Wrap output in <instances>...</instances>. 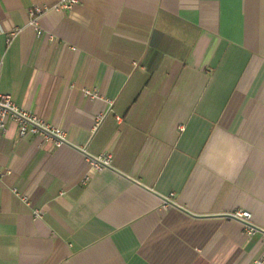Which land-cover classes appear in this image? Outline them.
<instances>
[{
  "label": "crops",
  "instance_id": "crops-1",
  "mask_svg": "<svg viewBox=\"0 0 264 264\" xmlns=\"http://www.w3.org/2000/svg\"><path fill=\"white\" fill-rule=\"evenodd\" d=\"M56 2L0 0V92L65 132L0 136V264H264V0Z\"/></svg>",
  "mask_w": 264,
  "mask_h": 264
},
{
  "label": "built area",
  "instance_id": "built-area-1",
  "mask_svg": "<svg viewBox=\"0 0 264 264\" xmlns=\"http://www.w3.org/2000/svg\"><path fill=\"white\" fill-rule=\"evenodd\" d=\"M77 2L78 0H58V2L51 6L35 5L30 7L29 13L31 16H37L48 9H71ZM11 33L14 34V32ZM86 93L90 96H96V94L93 92L86 91ZM100 119L101 115L95 117L93 128H96ZM9 121H14L17 124L19 135L22 138L26 137L32 132H36L44 139H53L57 145L63 143L65 139V132L61 127L50 124L35 114L23 109L13 100V97L10 93L0 92V136L5 131ZM111 158V154L106 152L96 157L87 155L85 160L87 161L90 170H101L110 166ZM15 193L23 201L29 204L28 198L25 194L18 192ZM37 211L38 210H36V212ZM232 216L240 219L244 223L248 234H254L257 231L255 227L250 225L251 213L248 210L238 208L233 211Z\"/></svg>",
  "mask_w": 264,
  "mask_h": 264
}]
</instances>
